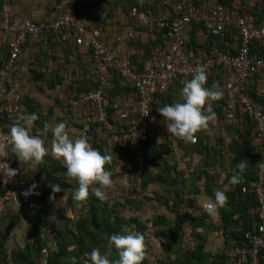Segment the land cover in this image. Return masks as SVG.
<instances>
[{"label":"trees","instance_id":"16d2710c","mask_svg":"<svg viewBox=\"0 0 264 264\" xmlns=\"http://www.w3.org/2000/svg\"><path fill=\"white\" fill-rule=\"evenodd\" d=\"M78 1L80 0L74 1L75 7ZM81 1L83 2V0ZM190 2L199 8L204 5L211 9H214L217 6H223L232 13L240 12V7L245 6L244 0H190ZM136 7L138 8V11H143L147 14H156L159 9L163 8V0H151L145 3L144 6L137 0H129V4L124 7L125 12ZM256 11L255 15L257 21L264 24V0L259 2ZM73 13L81 17L79 10L76 12L74 11ZM171 22L172 18H170L164 25H157L156 27H140L141 29L155 31L156 35L153 40V47L147 48L145 51L146 56L144 57H141V54L137 52V49L132 47L134 45H131L130 50L132 51L134 66L139 68L143 67V61L145 62L147 57L149 59L152 53H154L159 47L165 46ZM54 33L55 32H51L47 36L53 35ZM199 34L204 36V42L199 38ZM239 43V34L234 28L216 33L213 31H207L203 25L194 24L191 31L189 49H193L201 54L209 50H218L219 52L235 55ZM69 52H71V48L69 49ZM89 52L92 58V73L94 74L91 77L95 78V82H92L91 79L88 80L87 78L80 81L77 79L76 84L78 85V95L75 96V100L81 98L83 95L97 87L92 52L90 50ZM7 54L8 53L3 54L4 58L3 62H0V68L5 63ZM252 55L264 58V43H254L252 46ZM77 58L84 60V57L80 54L77 55ZM207 74L208 76L213 75L217 77L220 75L224 76L226 72L224 69L218 68L207 72ZM209 79H211V77H209ZM183 80L185 81V79L182 78L173 81L167 93L156 95L154 109L156 112H158L157 108L163 106L165 103L170 104L177 101V98H175L176 94L174 95V93L176 87L179 89L180 86L176 85H180L179 83ZM251 81L255 83L248 87L250 96L255 101L264 105V90L258 88V81L256 79ZM48 84L50 88H55V86L59 84V80L50 81ZM213 84L216 83L211 81L207 82V86L209 87H212ZM217 84L219 85L220 90L223 91V96L220 100L215 101L214 104H216V102L219 104L215 111L217 116L225 121L226 125H231L227 128V132L230 131L233 134L231 138L232 143L227 147L228 149L226 153L222 152L224 140L223 142L220 140V143L217 145L206 146L205 131L203 130L202 132L197 133V143L194 144L196 146L187 148L186 156L192 158L196 153L205 154V152H207V154L200 160L199 166L193 169L192 175L186 178L183 177L181 170H179V164L177 162L170 165V162L164 159V154H167L168 151L173 149V143L170 141V139L173 138L167 137L162 140H149L148 142H145L142 148L144 158L148 164H151L156 169V173L152 174L146 172L142 175L137 180L138 187L130 191L129 196L127 197V208L137 212V214L125 217L122 214L121 208H125L126 205L124 206L120 201H116L115 203L111 202L109 199L100 200L92 195L90 190L88 199L80 202L81 205L78 220H68L61 230L55 232V239L50 238L47 233L48 230L52 229L51 225H49V218L40 217L38 219L39 225L35 226L33 241L27 243L22 251L14 253V255L19 258L17 263L86 264L88 256L85 254L90 252L93 247L100 248L101 252H109L110 258H118L117 250L113 246H110L109 237L113 234L124 235L133 232H139L145 236L147 227L142 225L145 223H143L140 217L144 210L145 202L140 198L141 195L144 192H147L151 187L160 186L164 195L162 196L166 198L168 201L167 203L170 204L172 212L171 216L173 218L167 215H160L152 219L150 223L154 228L162 227L158 230L157 236H159L160 239L162 238L164 245L167 246V248L165 247V253L167 255L163 260L160 259L161 261H159L158 264H249L248 260L243 257L241 251L248 246V241L245 238L246 233L256 231L258 228V205L255 195L252 192L243 193V188L249 187L250 184L256 180L257 169L261 160L262 144L257 136L256 124L248 112H242L239 110L237 117L233 121H226V112L228 110L229 102L224 95L225 85H222L221 81H217ZM247 84H249V81ZM133 92H135L134 88L123 81L117 73H114L113 79L111 80V87L109 88L108 96L106 97L109 118H112L117 112V106L121 99L125 95H129ZM24 101L23 105L25 103ZM28 108L30 113L35 112L39 116V119L37 120L39 121L42 117V113L37 111V108L35 109V107L33 109V106ZM52 113L53 112H51V116H53ZM23 115H25L24 110ZM13 122L14 120L12 117L5 114L3 119V124H5L4 130L6 131L7 123L11 125ZM91 127L92 131L89 134V143L95 149L101 151L102 154L108 153L112 155L111 164L106 167L112 172L114 182L122 175L126 179L125 182H128V180L132 182L134 177L137 179L133 173H127L126 171V167L134 163L133 156L131 155V145H112L108 142L101 141L96 135V129L99 127L97 120L95 123L91 124ZM124 129L130 131V125H125ZM254 138L258 141V144L260 142L259 150H257ZM165 141L167 146L164 144ZM158 143L161 144L158 146ZM241 159L245 160L248 165L243 173H241L243 180L238 185H229L228 179L235 174V171L237 170L236 166ZM189 166H192V163L189 164L188 167ZM61 167V171H47V174H49V179L53 182V185H59L60 190L64 189L71 192L68 197V205L74 207L72 192L74 188L78 187V184L74 178L65 175L66 168L62 163ZM228 167L230 168L229 172H227ZM219 168L224 169V174L221 172V174L225 176L224 178L218 172ZM16 170L18 171L17 168ZM210 171H213L214 173L210 175ZM55 172H61L60 176H52ZM18 174L20 173L18 172ZM200 180L205 181L204 187L202 186L203 188L197 183V181ZM189 181L192 182V185H190L192 188L188 193H185V189L181 188V183L184 187L188 188ZM220 181H222L221 184ZM217 189H225L227 195L225 205L220 208L218 212L220 228L223 233L222 238L224 241L223 248L220 252H211L207 249L209 235L211 229L214 228L209 223L212 216H208L205 211L202 212L199 210L200 214H197L194 211L197 209V197L194 196H198L204 191L205 195L209 198ZM49 193L54 196L58 194H53L52 189L49 190ZM0 194H2L1 188ZM43 212L45 214L47 213L46 211ZM43 228L48 229L43 232ZM167 240L169 243L165 244V241ZM50 241L54 242L55 249L50 247ZM231 245L235 251L234 256L228 254L226 251ZM147 251L148 248L145 244V253ZM262 254V263L264 264V253ZM141 264H148L147 257H145Z\"/></svg>","mask_w":264,"mask_h":264},{"label":"built area","instance_id":"2783aa9c","mask_svg":"<svg viewBox=\"0 0 264 264\" xmlns=\"http://www.w3.org/2000/svg\"><path fill=\"white\" fill-rule=\"evenodd\" d=\"M75 0H61L62 14L42 22H33L27 18L15 17L12 13L14 0H0V34L13 36L8 44L6 61L0 68V154L7 153L5 162L13 165L10 155V140L4 130L5 114L14 121L23 116L25 99L24 81L32 75L34 57L27 50L30 40H39L51 32H69L76 39V45L92 52L94 73L97 87L70 103L72 109L93 108L96 111L99 127L96 135L103 142L112 145H131L134 163L126 167L127 173H133L137 180L146 172L152 173L153 166L148 164L143 155V144L149 140H162L169 135L166 124L160 122L155 109V97L167 93L173 81L191 79L193 68L199 63L205 72L222 68L232 79L226 83L224 95L229 102L226 121H233L238 111L248 112L256 124L257 136L262 144L261 160L258 165L256 180L243 193L252 192L257 200L259 219L256 231L246 233L248 246L241 253L249 264H263L264 253V105L255 101L249 93L247 82L256 79L257 86L264 90V58L252 55L254 43H264V24L256 19V10L261 0H244L245 6L240 12H229L223 6L214 9L195 6L190 0H163V8L156 14L136 10L133 14L139 27L164 25L172 18L170 31L164 47H159L144 62L143 67L134 66L130 45L138 38L137 31L128 29L115 32L106 39H101L88 27L83 18L75 15L72 5ZM141 5L151 0H137ZM194 24L203 25L207 31L223 32L234 28L239 34L237 53L209 50L203 54L189 49L191 31ZM204 37L199 34V38ZM187 58V59H186ZM114 73L129 86L134 88V98L124 96L117 112L109 118L107 100ZM155 118V121L153 120ZM130 125V131L124 129ZM68 131L74 137L85 136L87 141L92 131L90 124L70 126ZM50 129L44 125L39 135L47 137ZM182 142L196 144L193 141ZM89 142V141H88ZM129 184L128 182H126ZM0 212L6 205L19 203V192L28 186V180L17 174L13 178L4 175L1 170Z\"/></svg>","mask_w":264,"mask_h":264},{"label":"crops","instance_id":"0c3cea01","mask_svg":"<svg viewBox=\"0 0 264 264\" xmlns=\"http://www.w3.org/2000/svg\"><path fill=\"white\" fill-rule=\"evenodd\" d=\"M128 4L129 0H83V2L80 0L77 2L76 7L75 3L72 5V10L75 12L79 10L81 17L84 19L88 27L95 33H98L101 39H106L115 32H124L128 29L136 30L138 34L136 42H138L141 46L138 44L132 47L137 49V52L141 54V57H144L146 56L145 51L147 48L153 47V40L156 33L155 31L149 29H141L138 25H136L133 14L136 10H138V8H132L128 12H125L124 7ZM12 13L15 17L27 18L38 23L53 18H58L62 14V4L61 0H14ZM12 38L13 36L10 34H0V62H3V54L8 53V44ZM203 38L204 37H202V39L200 38L202 42H204ZM70 48L71 52H69ZM27 50L33 55L35 64L32 70V75L26 79L23 84L26 95L24 99L25 103L23 105V110L25 115L29 114L30 110L28 107L33 106V109L35 107V109L37 108V111L42 113L40 120L33 123V134L39 135V131L45 123L54 125L63 121L66 124V130H68V128L73 125L83 126L85 124L91 125L92 123H95L97 120V115L93 108L90 107L76 110L72 109L70 106V103L75 100V96L78 95V85L76 84L77 79L80 81L84 78H87L88 80L91 79L92 82H95V78L91 77L94 74L92 73V58L90 52L87 49H81L79 44L76 45V39L72 34L69 36V32L67 31L54 33L53 35L45 36L39 40H30ZM78 54L83 56L84 60L78 59ZM147 59L148 57L145 59V61ZM209 77H211V79H209ZM217 77L209 75L207 82L211 81L216 83L213 85H218L217 81H221L222 85L224 84L226 86V83L232 80L229 78L227 72L224 76L220 75ZM55 80H59V84H57L55 88H50L48 83ZM254 83L255 82L250 80L247 87H249V85H253ZM179 84L180 85H176L180 86L179 89L176 87L174 93V95L176 94L175 98H177V100L181 99L180 89L183 87L182 83ZM130 95L133 99L134 92L127 96ZM214 103L215 101L212 102V107L216 113L215 109L219 104H217V102L216 104ZM51 112H53V116H51ZM158 117L160 122H163V118L159 115V113ZM9 126L10 124L7 123V132ZM229 126L231 125H226L225 121L217 116L216 121L210 123L209 127L204 130L206 136L205 145H217L220 143V140H222V142L224 140L222 152L226 153L228 149L227 147H229V145L232 143L231 138L233 136L230 131L227 132V128ZM69 134L71 135L70 132ZM40 136L45 140L46 146L49 148V155L46 156L42 161L37 163L20 162L16 159L15 155L10 152L12 162L18 169L20 175L28 180V186L19 192L20 199L18 204L6 205L4 210L0 212V264H18L17 260H19V258L14 255V253L22 251L25 245L30 242L29 240L33 238L32 236H30V238H26L27 234H25L24 230L21 229L24 225H32V221L34 219L38 220L40 217L49 218V225H52L54 224V217H58V214H55L54 211L56 212L60 208H68V210L70 208L68 207V197L66 193L68 190H60V192L54 196V199H50V197L47 198L44 206L41 204V201L39 203L36 201L31 205V197H24L22 195V192L28 189L30 184H35L36 188H39V196H41V194L43 195L46 193L45 191L49 190L51 185H53V182H51L49 179V174H47V171L62 170L61 161L52 157L50 154L52 140L51 131L47 137H43L42 135ZM72 137L76 138L74 136ZM195 137L197 138L198 136ZM170 141L173 143V149L168 151L167 154H164V159L166 161L168 160L170 165H173L176 161H179V170H181L183 177L187 178L189 177V171H193V169L199 166L200 160L204 157V155L206 156L207 152H205V154L196 153L194 154V157L191 158L186 156L187 148L195 147L196 145L182 142L178 138L170 139ZM254 142L255 145H257V150H259L260 142L258 144V141H256L255 138ZM160 144L161 143H158V146ZM164 144L167 146L166 141ZM177 157L180 159L177 160ZM191 161L194 162L193 167L189 166L187 168L189 162ZM182 163H184V166L186 167L185 169L183 168ZM229 170L230 168L228 167L227 172H229ZM218 172L220 174L221 172L224 174L225 171L224 169L219 168ZM213 173V171H210V175ZM60 174L61 172H55V174L52 176H60ZM222 176L223 178L225 177L224 175ZM221 182L222 181H220V184ZM114 187L116 188L117 184H114ZM181 188L185 189V193H188L192 187L189 185L187 188L182 185ZM194 197H197V209L193 210L197 214H200L199 210L202 212L205 211L204 205L208 202V197L205 195L204 191H202L198 196ZM37 208L38 211L40 210V212L43 214H38L39 216L30 215L29 212H33V210ZM17 209L19 213L18 211H14ZM68 210L62 212L64 215H61V219L66 217V220L64 219L66 221L65 224L68 222V220H72L70 217L71 213ZM43 211H46L47 213L45 214ZM209 223L214 228L211 229L209 235L207 250L211 252H220L221 248H223L224 239L222 238L223 233L220 228V219L218 214L216 216H212V219ZM33 225L36 224L34 223ZM42 231L44 232L46 230L43 229ZM216 235H219L221 239L219 237V240H217L215 238ZM214 238L216 243H213ZM21 242H24L22 246ZM218 242H220L222 246L221 248L218 247L215 250L214 248L215 246H218ZM226 251L230 255H235L232 245L227 248Z\"/></svg>","mask_w":264,"mask_h":264},{"label":"clouds","instance_id":"9594fccd","mask_svg":"<svg viewBox=\"0 0 264 264\" xmlns=\"http://www.w3.org/2000/svg\"><path fill=\"white\" fill-rule=\"evenodd\" d=\"M192 71L194 73L192 78L181 82L183 84L180 89L181 99L157 108L169 135L185 141H193L197 133L216 121L217 116L212 102L220 100L223 96L219 85L207 86L208 74L199 63ZM38 119L39 116L33 112L21 116L9 126L7 135L10 150L20 162L37 163L49 155L45 140L32 132L33 123ZM153 120L155 121V118ZM44 129L51 131V156L65 166L67 177L77 181L78 187L73 191V200L86 201L90 190L96 198L105 199V190L114 183L112 172L106 167L111 164L112 155L102 154L83 135L73 138L63 121L54 125L45 123ZM6 156L7 153L0 154V170L4 175L13 178L17 176L18 171L5 162ZM247 166L245 160L241 159L236 166L235 174L229 177L228 184L241 183L243 180L241 173ZM35 189L36 185L33 184L22 192V195L24 197L39 195ZM51 189L53 194L60 192L59 185H51ZM50 199H54V195H51ZM226 201V190H215L204 205L206 214L210 217L216 216ZM109 243L117 250L118 258H110L109 252H101L100 248L93 247L85 254L88 256L86 264H141L145 259V240L142 233L113 234L109 237Z\"/></svg>","mask_w":264,"mask_h":264},{"label":"rangeland","instance_id":"374dc122","mask_svg":"<svg viewBox=\"0 0 264 264\" xmlns=\"http://www.w3.org/2000/svg\"><path fill=\"white\" fill-rule=\"evenodd\" d=\"M138 44L139 43L136 42V43H132L131 45H138ZM178 159H180V158L177 157V160ZM176 162L179 164V161H176ZM191 163H192V166L191 167H193L194 162H192V161L189 162V164H191ZM182 164H183L182 165L183 168L185 169L186 167L184 166V163H182ZM178 166L180 168V165H178ZM187 168H188V166H187ZM155 173H156V169L154 168L152 174H155ZM190 175H192V171H189V176ZM188 179H192V178H188ZM125 180L126 179L124 178L123 175L121 177H118L116 179V181L113 183L112 187H109V188H107L105 190V199H109L111 202H115V203H116V201H120L124 206L126 205L125 208H121V209H122V214L125 217H128L130 215L137 214V212L132 211V210H130V209L127 208V205H128L127 197L129 196L130 191H132L133 189H135V188L138 187V181L134 177L132 179V182H130L128 180V183L129 184H127L125 182ZM197 183H198V185H201L203 187L205 185V181H201L200 180V181H197ZM114 184H117V187L116 188L114 187ZM188 184L189 185H192V182L189 181ZM31 185L32 184H30V186ZM129 185H130V187H129ZM181 187H182V185H181ZM49 190H46L45 191L46 193H44L43 195L40 193L41 196H39V195H30L29 197H31V202H32L31 205L34 202H36V201L38 203L41 201V204L44 206L46 199L49 198L50 195H51L50 193L48 194ZM35 191L38 192V193L40 192L39 191V188H36ZM66 193H67V197H69V193H71V192L70 191L69 192L67 191ZM162 195H163V191L161 190V187L160 186H157V187L156 186H153L147 192H144L141 195V198H140V199H142L145 202V207H144V210H143V212H142V214H141L140 217H141V220L143 221V223H145V224H142V225L145 226V227H147V231H146V235L144 236V240H145V244L147 245V248H148V251L145 253V257H147L148 264H158V262L161 261V260H163V258L167 255L165 253V249L167 248V246L164 245V242H163L162 238L160 239L159 236H157L158 230L161 229L162 227H159V228L158 227H155L154 228L150 224L152 219H154V218H156V217H158L160 215H167L169 217H172L171 216L172 212H171L170 204L167 203L168 202L167 199L163 197L164 195L163 196ZM144 198H145V200H144ZM73 201H74V204H73L74 207H70L68 205V207H70L69 210H68V208L67 209H61L60 208V209H58V211H56V212L54 211L55 214H58V217H54V224H52V225L50 224L52 226V229L48 230V232H47L48 233V236L50 238L55 239V237H56V235H55L56 234L55 233L56 230H61L65 226L64 224L66 222L65 221L66 220L65 219L66 217L61 219V215H64V214H62V212L68 210L71 213L70 214V217L72 218V221L78 220V218H79V209H80V205L81 204H80V202H77L75 200H73ZM20 204H21V202H20ZM14 211H18V209L17 210H14ZM18 213H19V211H18ZM29 213L32 216H35V215H38V214H43V213L40 212V210L38 211V208L37 209H34L33 212H29ZM32 222H33V224L35 223L36 225H39V222H38L37 219H34ZM33 224L32 225H27V226L24 225L23 228H21V229L24 230V233L27 234L26 235V238H30V236H32L34 238L35 226L36 225H33ZM146 224H148L149 226L146 225ZM43 229H45L47 231L46 228H43ZM219 237H220L219 235L218 236L217 235L215 236V238L217 240H219L218 239ZM33 238L31 240H29V241L32 242ZM215 238L213 239V243H216ZM220 239H221V237H220ZM168 243H169L168 240L165 241V244H168ZM218 243H219L218 246L217 247L215 246V248H214L215 250L218 247L221 248V246H222L220 244V242H218ZM23 244H24V242H21V246ZM50 247L53 248V249L56 248L55 245H54V242L50 241ZM221 250H222V248H221Z\"/></svg>","mask_w":264,"mask_h":264}]
</instances>
